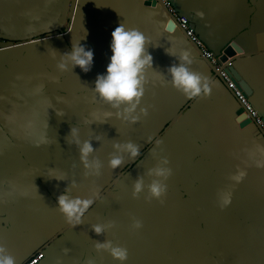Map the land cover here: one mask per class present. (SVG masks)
I'll return each mask as SVG.
<instances>
[{"label":"crops","instance_id":"0c3cea01","mask_svg":"<svg viewBox=\"0 0 264 264\" xmlns=\"http://www.w3.org/2000/svg\"><path fill=\"white\" fill-rule=\"evenodd\" d=\"M172 1L190 13L196 32L220 57L233 45L224 61L232 60L264 115V0ZM62 6L63 0H0V32L52 27ZM121 23L160 44L147 46L153 68L135 112L140 118L114 114L90 125L91 113L117 111L92 87L106 70L111 32ZM86 31L80 43L94 50L91 70L59 69V57ZM170 46L175 55L165 52ZM182 50L191 54L192 71L214 81L210 96L190 99L173 86L167 69L180 62ZM154 72L163 84L152 82ZM239 108L234 91L168 11L145 0H69L63 30L21 41L0 38V245L15 264L40 251L42 264H122L97 251V240L126 247L123 264H264V135L253 122L241 124ZM73 126L82 141L91 140L89 161L98 168H86L79 147L68 143ZM128 142L139 146V155L123 147ZM113 156L123 161L116 168ZM50 169L65 178L49 176ZM158 169L170 174L157 175ZM238 171L246 175L237 184ZM137 180L143 188L134 195ZM154 181L167 185L161 199L149 191ZM114 182L112 193H104ZM65 191L94 201L79 225H69L57 207ZM229 192L231 203L222 208ZM97 224L102 234L94 232Z\"/></svg>","mask_w":264,"mask_h":264},{"label":"clouds","instance_id":"9594fccd","mask_svg":"<svg viewBox=\"0 0 264 264\" xmlns=\"http://www.w3.org/2000/svg\"><path fill=\"white\" fill-rule=\"evenodd\" d=\"M87 31L84 37L80 40H73L71 50L64 52L58 61V68L61 70H68L69 67H79L84 72H89L94 63V50L86 44L80 43L81 40L86 39ZM152 44L154 47H159L160 44L153 43L142 31L137 28L126 27L123 23L117 25L111 32V41L109 48L111 55L108 58L106 70L103 73H98L92 87L94 92L110 104L112 108L117 109L113 112L90 114L91 119L88 123L106 122L108 118L114 114L117 118H122L125 121L136 122L140 116L135 114L137 107L140 105L142 98L145 95V85L148 83L147 72L153 68V56L148 51V45ZM165 52L169 55H175L176 50L173 47L165 48ZM179 63L172 64L167 71L171 74L172 84L177 89L181 90L187 98H197L201 96H210L214 81L201 73L192 71L189 67L192 63L191 54L188 50H182L179 55ZM159 81L161 84L164 81L159 73H153V83ZM123 111H119L120 107ZM140 113L148 114L147 108H140ZM79 128L73 126L70 134L66 137L68 143L76 144L79 147L80 159L86 168L99 167L98 162H90L89 156L95 151L90 139L81 140L79 136ZM99 140L100 136H96ZM160 143L159 140L156 141ZM117 148L121 145H115ZM125 147L132 157L139 155V146L128 142ZM122 159L119 156H113L109 161L112 168L121 165ZM170 170L158 169L157 175L167 177ZM246 173L238 171L233 176L236 183H240ZM49 176L55 177L57 180H63L64 174H57L54 169H50ZM143 182L137 180L134 186V195L142 191ZM151 196L156 199H161L167 193V185L161 181H154L149 185ZM163 202V201H161ZM94 201L92 199H84L80 197H72L68 191L60 194L57 197V207L61 213L66 217V221L71 226L79 225L83 222V218L87 210L92 206ZM231 203V192L227 193L222 201L221 207H226ZM136 228L142 227V224L137 221ZM96 234H102L105 229L103 226L97 224L93 226ZM94 247L97 251H109L114 259L123 262L128 259V249L121 245H114L110 240L95 241ZM63 251L67 254L68 248ZM0 264H15V259L6 253L5 248L0 245ZM62 264V261H58ZM87 264H95L93 260H88Z\"/></svg>","mask_w":264,"mask_h":264},{"label":"built area","instance_id":"2783aa9c","mask_svg":"<svg viewBox=\"0 0 264 264\" xmlns=\"http://www.w3.org/2000/svg\"><path fill=\"white\" fill-rule=\"evenodd\" d=\"M157 4H162L169 12L170 16L176 21L178 26L185 32L189 39L200 49L201 53L210 62L220 70L221 75L228 82L229 87L234 91L239 103L245 108L248 117L253 118L255 124L260 128V133L264 135V120L263 116L259 113V110L249 99L246 92L238 86V84L230 77L225 68L232 64V61H223L221 57L213 50L208 48L203 39L196 32L191 20L181 14V10L174 4L172 0H155ZM45 257L43 251L37 252L27 259L23 264H39Z\"/></svg>","mask_w":264,"mask_h":264},{"label":"water","instance_id":"95a60500","mask_svg":"<svg viewBox=\"0 0 264 264\" xmlns=\"http://www.w3.org/2000/svg\"><path fill=\"white\" fill-rule=\"evenodd\" d=\"M145 2L148 5H154V6H162V7H164L162 4H157V2L155 0H145ZM181 14L186 15L191 20V18H190L191 15L187 11H182L181 10ZM68 15H69V0H63V6H62V11H61V16H60L58 22L54 26L48 27V28H44V29H40V30L35 31V32L31 33V34H25V35H9V34H5V33H1L0 32V38L1 39H4V40L21 41V40L33 39V38H36L38 36L45 35L47 33H52V32H55V31H61V30H63V28L65 26V23L67 22ZM234 52H235V50L233 48V45H229L226 48V50H225V54L221 56V59L223 61L226 60L227 59V56H230V55L234 54ZM207 61L210 63L211 67L213 68V70L215 72V76H218L221 79H223L225 81V83L228 85V82L226 81V79L221 75L220 70L217 67H215L210 62V60L207 59ZM230 61H232V60H230ZM225 70L230 75V77L238 84V86H240L246 92V94L248 96L251 95V93H252L251 92V87L242 78L241 74L237 71V69L235 68V66L233 64L228 65L225 68ZM259 113L263 116V120H264V115L260 111H259ZM238 115H239V121L241 122L242 125H246V124H249V123H252V122L255 123L254 120H253V118L248 117V114L245 111V108L243 106H241V104H240V108L238 110ZM260 131H261L260 128H258V132L259 133H260ZM261 135H263V134H261ZM124 172L123 173H120L119 176L123 175ZM118 178H120V177H117V179L115 180V182L118 180ZM115 182L112 183L107 189H105L104 193L105 192L112 193L113 189H115L114 188L115 187L114 186ZM44 260L45 259H43L39 264H42L44 262Z\"/></svg>","mask_w":264,"mask_h":264}]
</instances>
